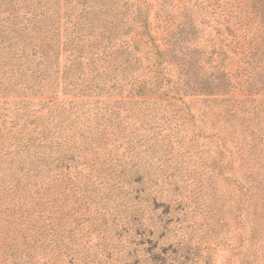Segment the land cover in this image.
Returning <instances> with one entry per match:
<instances>
[{
	"label": "rangeland",
	"instance_id": "374dc122",
	"mask_svg": "<svg viewBox=\"0 0 264 264\" xmlns=\"http://www.w3.org/2000/svg\"><path fill=\"white\" fill-rule=\"evenodd\" d=\"M256 77L233 73L225 95L187 96V109L172 105L179 115L131 116L105 134L103 109L126 96L31 99L42 126L58 125L54 140L75 136L78 151L67 176L49 183L42 172L37 202L0 204L11 207L0 214V264H264V93L235 85ZM22 100L0 97L6 118H19ZM143 100L135 111L154 104ZM80 132L101 144L83 150Z\"/></svg>",
	"mask_w": 264,
	"mask_h": 264
},
{
	"label": "trees",
	"instance_id": "16d2710c",
	"mask_svg": "<svg viewBox=\"0 0 264 264\" xmlns=\"http://www.w3.org/2000/svg\"><path fill=\"white\" fill-rule=\"evenodd\" d=\"M239 71L257 77L236 86L264 93V0H0V97L23 98L19 118L17 111L6 118L0 106V204L34 203L42 174L55 182L76 160L75 136L61 131L54 140L58 125L42 126L31 99L126 96L102 112V134L114 133L131 116L150 124L159 112L179 115L172 105L187 109V96L225 95L226 78ZM147 97L153 106L135 111L134 98ZM80 135L83 150L101 144Z\"/></svg>",
	"mask_w": 264,
	"mask_h": 264
}]
</instances>
